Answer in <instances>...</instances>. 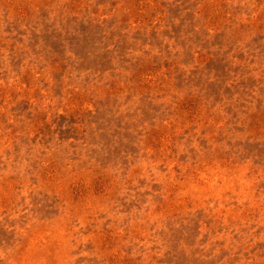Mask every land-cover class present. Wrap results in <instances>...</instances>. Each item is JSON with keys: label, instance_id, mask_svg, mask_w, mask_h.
<instances>
[{"label": "rangeland", "instance_id": "rangeland-1", "mask_svg": "<svg viewBox=\"0 0 264 264\" xmlns=\"http://www.w3.org/2000/svg\"><path fill=\"white\" fill-rule=\"evenodd\" d=\"M0 264H264V0H0Z\"/></svg>", "mask_w": 264, "mask_h": 264}]
</instances>
